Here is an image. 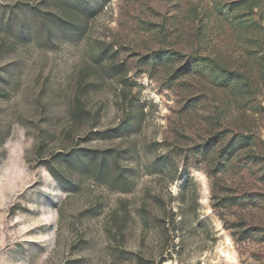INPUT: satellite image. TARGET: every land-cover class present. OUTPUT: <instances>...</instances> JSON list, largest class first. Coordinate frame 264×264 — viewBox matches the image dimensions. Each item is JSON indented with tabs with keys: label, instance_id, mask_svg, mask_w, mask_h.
<instances>
[{
	"label": "rangeland",
	"instance_id": "1",
	"mask_svg": "<svg viewBox=\"0 0 264 264\" xmlns=\"http://www.w3.org/2000/svg\"><path fill=\"white\" fill-rule=\"evenodd\" d=\"M86 3L0 0V264H264V0ZM161 50L263 80L234 94L137 61ZM215 134L253 151L217 166Z\"/></svg>",
	"mask_w": 264,
	"mask_h": 264
},
{
	"label": "trees",
	"instance_id": "2",
	"mask_svg": "<svg viewBox=\"0 0 264 264\" xmlns=\"http://www.w3.org/2000/svg\"><path fill=\"white\" fill-rule=\"evenodd\" d=\"M77 1L82 11H86V0H71ZM244 7L249 10V13H253L254 7H256V0H243ZM235 17V16H234ZM253 25L260 28L259 24L252 21ZM257 45L261 53L260 63L262 62L264 67V31L257 36ZM164 57L166 61H170L173 64L177 63V66L171 71L169 78L177 79L178 77L187 74H196L203 80H206L211 87L217 91L230 92L234 94L252 93L257 88L255 84L256 79L263 80L251 73L248 69L241 71L240 69H232L227 63L213 59L207 56H201L198 54H192L184 59L178 52L170 50H161L145 58H138L139 63L146 64L147 62L151 68L155 67L157 58ZM261 64V65H262ZM264 82V81H263ZM210 145H217L216 151V164L221 166L226 161H229L233 157L237 156L242 150L253 151V136L251 134H234L232 137H228L225 134H215L204 145H201L202 151L205 152ZM241 155H239L240 157ZM258 155L254 152L246 154L243 157L244 163L254 161ZM83 169L86 172L92 173L93 177L100 180L110 187L118 191L125 192L129 188V182L120 170L109 171L107 168L106 158L102 155L90 156L88 159L81 161ZM54 178H57L53 169L47 163H41ZM250 197V195H245ZM232 200V198H224L225 201ZM242 199V198H241ZM248 232V231H247ZM250 232V231H249Z\"/></svg>",
	"mask_w": 264,
	"mask_h": 264
}]
</instances>
